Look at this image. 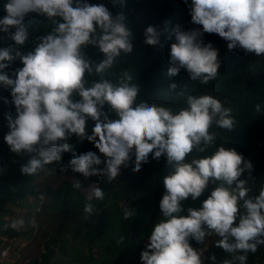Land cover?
<instances>
[{
  "label": "clouds",
  "instance_id": "obj_1",
  "mask_svg": "<svg viewBox=\"0 0 264 264\" xmlns=\"http://www.w3.org/2000/svg\"><path fill=\"white\" fill-rule=\"evenodd\" d=\"M3 9L6 14L0 18V33L14 45L0 48V85L10 89L15 108V116L6 114L9 131L4 140L11 152L29 157L21 173L34 176L45 172L47 166L61 163L63 153L71 152L72 158L61 172L70 169L86 179L106 177L111 183L133 156L134 172L141 170L150 154L157 161L164 156L168 171L162 178V215L137 255L141 264H204L205 259L215 264V255L205 257L203 249H197L199 245L193 248L190 243L203 244L208 236V248L210 237L217 236L215 246L230 254L231 259L222 264H247L248 253L264 245V186L258 195H249L248 180L241 178L245 172L251 173L250 161L223 145L211 155L187 159L214 145L218 133L210 131L213 125L233 130L232 109L210 95L185 94L183 89L177 95L183 96L186 107L178 111L155 102L137 103L140 87L132 83L130 72L123 71L115 82L105 78L118 58L133 52V32L122 13L113 15L102 3L6 0ZM29 14L44 17L52 29L37 37L35 48L24 54L16 46L24 45L29 37L25 25ZM190 16L191 23L202 30H173L169 77L182 69L191 81L204 85L219 77L218 50L202 41L204 33L217 34L227 42L228 50L239 48L245 54L264 55V0H191ZM143 35L147 45H160L162 30L156 26H148ZM88 46L103 54L99 63L87 57L84 49ZM17 59L23 67L11 73L13 79L4 70ZM86 74L99 78L89 81ZM178 87L169 84L170 90ZM105 105L114 118L104 111ZM255 111H262L260 104L255 105ZM89 119L94 122L91 134L86 131ZM73 135L93 143L104 160L93 151L77 155L69 143ZM75 179L72 187L86 193L84 212L91 215V201L103 200L104 190L97 183ZM85 182L90 185L86 189ZM210 184L215 187L200 207H189L187 215H181L185 211L182 202L189 197L196 201ZM133 214L125 208L123 219ZM22 224L13 221L4 229Z\"/></svg>",
  "mask_w": 264,
  "mask_h": 264
},
{
  "label": "trees",
  "instance_id": "obj_2",
  "mask_svg": "<svg viewBox=\"0 0 264 264\" xmlns=\"http://www.w3.org/2000/svg\"><path fill=\"white\" fill-rule=\"evenodd\" d=\"M5 2L0 0V18L6 14L3 9ZM87 2L102 3L113 15L122 13L126 17L133 32V52L118 58L104 76L115 82L123 71L130 72L133 75L132 83L140 87L137 103L155 102L178 111L186 107L183 96L177 95L183 89L185 94L210 95L232 109L236 121L233 130H223L213 125L210 131L218 133L214 145L203 154L192 153L187 159L190 161L194 156L211 155L220 145L226 149H235L250 161L251 173L245 172L241 178L248 180L251 189L249 195H258L264 186V55L245 54L239 48L228 50L227 42L217 34L204 33L202 41L205 44L211 43L218 50V59L221 61L219 77L207 85L191 81L183 69L178 75L169 77L170 44L175 42L174 38L170 39L173 30L177 27L185 31L202 30V26L191 23V0H187V3L185 0ZM25 25L29 27V37L24 45L16 46L24 54L35 48L39 42L37 37L52 29L49 21L36 14H29ZM150 25L162 30L159 46H149L144 42V30ZM9 45H14V41L8 39L5 33H0V48ZM84 52L95 63L103 59V54L95 46H88ZM21 67L23 65L17 59L4 71L14 79L11 73ZM85 78L91 81L99 77L86 74ZM170 83H177L179 87L170 90ZM5 100L8 102L5 103ZM256 104L262 107L260 113L255 111ZM104 111L114 118L107 105ZM8 113L15 116L10 89L0 85V241L1 238H20L25 245L26 240L36 231L41 244L38 257H30L20 263L18 257L12 264H134L130 257L143 246L162 215L159 202L165 192L162 178L168 171L166 158L161 156L157 161L150 154L141 170L134 172L133 156L129 166L121 168V175L108 183L106 177L91 176L86 179L79 173H72L70 169L61 172L60 168L72 158L71 152H65L60 164L47 166L49 171L64 176V181L55 188L50 186L40 191L35 186L40 173L27 176L20 171L29 157L11 152L4 140L9 131L5 118ZM93 127L94 122L89 119L86 131L91 134ZM69 143L77 155L93 151L104 160L93 143L87 140L80 141L73 135ZM99 167L103 168V163ZM74 178L97 183L104 190L103 200L91 201L94 204L91 215L84 212V206L88 203L85 195L72 187ZM214 187L210 184L196 201L190 197L183 201L185 211L181 215H187L189 207L199 208ZM125 208L134 213L132 218L123 219ZM15 210L23 221L21 232L12 228L4 229L5 224L11 223L10 218L14 216ZM86 215L87 219L84 218ZM3 218L7 221H3ZM121 237L123 241L119 242ZM215 239L217 241L219 237L215 236ZM215 242L210 244L205 257L215 255V264H222L228 253L216 247ZM190 243L193 248L199 245L195 241ZM23 250H20L21 254ZM205 262L213 264L209 259H205ZM247 264H264V245L258 246L255 253H248Z\"/></svg>",
  "mask_w": 264,
  "mask_h": 264
},
{
  "label": "rangeland",
  "instance_id": "obj_3",
  "mask_svg": "<svg viewBox=\"0 0 264 264\" xmlns=\"http://www.w3.org/2000/svg\"><path fill=\"white\" fill-rule=\"evenodd\" d=\"M52 173V172H51ZM52 176L54 177L55 176V181H54V184L52 185H49V186H51L52 188H55V187H57L59 184H61V182H63L60 178H61V176L59 177L58 175H56L55 173H52ZM65 178V177H64ZM74 180V179H73ZM75 180H79V179H75ZM80 182H83V181H81L80 180ZM88 183H84L83 184V188H88L90 185H87ZM45 190V189H44ZM82 194H85L86 195V193L84 192V191H82ZM238 222V221H237ZM40 238H39V236L38 235H36V231L34 232V233H32V236H30L27 240H26V242H25V247L24 246H22L23 248H24V250H23V252H22V254H21V252L20 253H18V257H19V263L20 262H23V261H25V260H27L28 258H30V257H38V255H39V253L41 252V247H40V240H39ZM216 241V239H214L213 240V237H210V239H209V242H210V244L212 245L214 242ZM11 242V241H10ZM148 242V239L147 240H145L144 241V243H143V246L142 247H140V249L139 250H137L134 254H132V256L130 257L131 258V260H132V262H134V264H141V261H140V257H138L137 255L138 254H140L143 250H144V248H145V244ZM13 244V243H12ZM210 244H209V246H210ZM226 259H231V256H230V254H227L226 255V257H225V260ZM204 264H206V262L204 263Z\"/></svg>",
  "mask_w": 264,
  "mask_h": 264
},
{
  "label": "built area",
  "instance_id": "obj_4",
  "mask_svg": "<svg viewBox=\"0 0 264 264\" xmlns=\"http://www.w3.org/2000/svg\"><path fill=\"white\" fill-rule=\"evenodd\" d=\"M41 197H39V201ZM15 214L13 217H11L10 221H22L21 218L19 217V213L17 210L14 211ZM3 221H7L6 218H3ZM10 224V222H9ZM22 225H18L17 228L14 230L16 232H21L22 231ZM13 229V228H12ZM209 237V236H208ZM208 237L205 238V241L203 244H199L197 249H203L204 253L208 250ZM11 241V242H10ZM13 243V244H12ZM24 246V241L20 240V238H15V239H4L2 240V244L0 245V264L5 263V264H12L17 258H18V253H20V250Z\"/></svg>",
  "mask_w": 264,
  "mask_h": 264
},
{
  "label": "crops",
  "instance_id": "obj_5",
  "mask_svg": "<svg viewBox=\"0 0 264 264\" xmlns=\"http://www.w3.org/2000/svg\"><path fill=\"white\" fill-rule=\"evenodd\" d=\"M62 181L65 179L64 177L60 178ZM55 181V176H52L51 171L47 170L45 172H41L39 178L35 182V186L38 190H44L48 187L49 185H53Z\"/></svg>",
  "mask_w": 264,
  "mask_h": 264
}]
</instances>
